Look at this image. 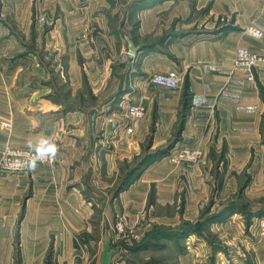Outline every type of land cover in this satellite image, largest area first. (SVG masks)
I'll return each mask as SVG.
<instances>
[{
	"label": "crops",
	"instance_id": "crops-1",
	"mask_svg": "<svg viewBox=\"0 0 264 264\" xmlns=\"http://www.w3.org/2000/svg\"><path fill=\"white\" fill-rule=\"evenodd\" d=\"M205 5L210 22L196 29V7ZM249 24L263 36L247 34ZM239 47L264 55V0H0V103L16 114L6 115L14 127L0 147L57 153L53 164L0 173V264H45L50 248L51 264L90 260L89 247L99 257L124 207L149 230L164 217L156 204L181 188L174 167L162 169L168 156H153L174 134L219 168L247 170V196L248 168L264 177V63L248 79L235 64ZM173 69L187 86L150 81ZM129 103L142 104L144 116L131 119ZM95 229L108 233L92 240Z\"/></svg>",
	"mask_w": 264,
	"mask_h": 264
},
{
	"label": "rangeland",
	"instance_id": "rangeland-1",
	"mask_svg": "<svg viewBox=\"0 0 264 264\" xmlns=\"http://www.w3.org/2000/svg\"><path fill=\"white\" fill-rule=\"evenodd\" d=\"M208 19H211V16L208 15L207 6L196 7V29L204 28V24L210 22ZM221 23L223 24V21ZM221 23L219 25H222ZM262 56L264 57V55ZM254 68L250 71L252 74ZM180 83H186L183 76ZM12 112L13 110L9 109L7 105L0 103V121H8L11 125L10 128H4L0 124V143L3 133L7 136V133L14 127L13 119L6 116L16 115ZM29 115H40V112L31 109ZM262 117L264 121V116ZM261 133V139H264V123ZM172 138V142L162 149L164 151L158 149L156 152H164L168 156L164 159L167 164L162 166V169L167 170L171 166L174 167L177 172L171 178L176 179L175 181L181 187L180 190H177L175 199L168 202L162 201L165 203L163 205L156 204L154 211L157 214H163L164 217L142 233L137 228L138 220H131L126 214L128 208L124 207L119 210L120 215L118 212L112 220L109 233L95 229L89 233L90 238L92 240L102 239L106 233L108 236H113L112 248L115 250L113 264H264V216H259V213H256L264 209V177L261 175V169L248 168L255 178V183L247 187V196H245L242 191L245 190L246 181L243 185L242 182L247 170L243 172L241 167L235 165L233 167L236 169L231 168L234 162L230 164L229 168H219L208 155L205 156L204 151H202V156L195 160L183 159L178 153L182 145L176 143L180 140L179 133L176 136L174 134ZM6 146L23 147L4 142L0 147V159ZM24 147L40 151L38 148ZM55 154L57 160V153L55 152ZM40 164L44 163H31L22 170L14 171L3 169L0 162V173H26L33 166ZM258 175L261 176L258 177ZM149 202L154 203L156 199L149 200ZM228 202L236 203L238 208L235 210H239L238 214L231 216L229 215L231 212H226L222 217L213 216L214 214L219 215L221 209ZM252 209L253 214L258 216L248 215ZM95 214L93 220L98 223L101 220L100 211L96 210ZM161 227L171 229L172 237L160 238L149 246L135 251L131 250L130 247L135 242L141 241L148 233ZM89 248L90 260L75 261L100 264L102 253L98 257V252L93 251L92 247ZM53 254L54 249H48L45 264H51ZM14 257H20L19 249L16 246H14ZM15 264H22V259L20 258L18 261L15 259Z\"/></svg>",
	"mask_w": 264,
	"mask_h": 264
},
{
	"label": "built area",
	"instance_id": "built-area-1",
	"mask_svg": "<svg viewBox=\"0 0 264 264\" xmlns=\"http://www.w3.org/2000/svg\"><path fill=\"white\" fill-rule=\"evenodd\" d=\"M245 32L252 37L260 38L263 36L261 29L257 28L254 24H249L245 27ZM264 62V57L250 51L246 47H239L236 52L235 64L238 66L246 67L251 71L252 68L257 67L260 63ZM181 75L178 70L173 69L165 73H157L150 77L152 83H156L169 88H176L181 80ZM249 79H253L252 72L248 74ZM145 114V107L140 103H129L127 106V115L131 119H138L143 117ZM0 124L4 128H10V123L5 120H1ZM179 155L183 159L195 160L202 156L203 152L198 147L182 146L179 149ZM56 154L52 147L45 150H34L27 147H11L6 146L0 159L1 166L6 170L19 171L31 163H55ZM121 230V228H119ZM69 264H91L80 261H74Z\"/></svg>",
	"mask_w": 264,
	"mask_h": 264
},
{
	"label": "trees",
	"instance_id": "trees-1",
	"mask_svg": "<svg viewBox=\"0 0 264 264\" xmlns=\"http://www.w3.org/2000/svg\"><path fill=\"white\" fill-rule=\"evenodd\" d=\"M187 86V83H186ZM160 153V152H159ZM155 154L158 153H154L153 156ZM152 155H147L145 156L142 160L141 163H139L134 169H132L131 171H129L127 173L126 176V182L127 183L129 181L130 178H132L138 170H140L142 168V166L151 159ZM238 206L236 205V203L233 202H228L226 205H224L223 209H221V213H219V215H213V216H219L222 217L224 215V213H229L234 211L235 209H237ZM249 216H253L255 214H253L252 212H248ZM197 232V231H196ZM199 233V232H197ZM173 234H171V229L167 228V227H161V228H157V230L155 229L154 231L148 233L146 235V237H144L141 241H137L135 242L130 248L132 251L138 250L140 248H144L146 246L151 245L152 243H154L157 239L160 238H164V237H172Z\"/></svg>",
	"mask_w": 264,
	"mask_h": 264
},
{
	"label": "water",
	"instance_id": "water-1",
	"mask_svg": "<svg viewBox=\"0 0 264 264\" xmlns=\"http://www.w3.org/2000/svg\"><path fill=\"white\" fill-rule=\"evenodd\" d=\"M128 47L129 51L131 53H137L138 47L135 45L134 41L127 37ZM112 239L110 236L106 237L103 245L102 255H101V261L100 264H113V256L115 253V250L111 246Z\"/></svg>",
	"mask_w": 264,
	"mask_h": 264
}]
</instances>
